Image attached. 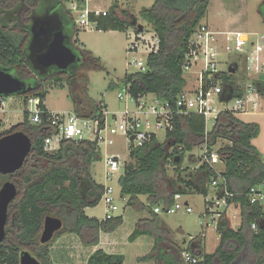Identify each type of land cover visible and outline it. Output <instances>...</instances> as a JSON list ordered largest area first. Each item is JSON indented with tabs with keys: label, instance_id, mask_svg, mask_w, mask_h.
<instances>
[{
	"label": "trees",
	"instance_id": "obj_1",
	"mask_svg": "<svg viewBox=\"0 0 264 264\" xmlns=\"http://www.w3.org/2000/svg\"><path fill=\"white\" fill-rule=\"evenodd\" d=\"M65 1L60 0V4L55 1L53 5L64 17L69 35L68 46L80 60L64 72L53 70L56 76L52 80L59 84L67 81V84L72 85L73 113L80 118L98 120L101 128L105 106L85 99L80 94L76 95L75 90L83 77L79 73L81 68L102 67L99 58L79 42V30L70 10L65 7ZM210 1L155 0L149 9L141 12L142 19L150 25L158 40V50L147 55L146 71L124 75L122 85L128 88L133 99L154 94L158 99L174 104L186 84L182 67L190 49V38L206 17ZM117 10L118 4H114L105 15L88 13V18L96 22L99 31H125L135 18L121 20ZM134 26V35L140 34L142 31L137 22ZM29 37V26L24 27L22 32H13L4 29L0 23V69L7 70L32 87L18 97L26 101L29 97L39 99V106L44 111L41 116L44 125L49 116L44 105L48 91L40 83L41 78L30 77L33 72L26 58ZM230 67L235 70L233 64ZM220 75L225 87L222 99L225 100L231 90V98L243 95L244 90L236 85L233 74L223 71ZM255 85L257 93L264 95V83L255 82ZM28 118L26 111L20 124L0 134L21 131L32 140L31 152L23 166L13 174L0 175V185L10 181L17 188V196L8 208V216L11 214L12 217L7 219L5 237L0 242V264H19V254L25 249L41 264H52L49 243H39L46 216L57 217L63 222L56 236L74 233L87 247L98 245L100 232H113L122 223L119 216L98 220L84 213V208L95 207L100 202L104 190V186L96 183L89 172L90 164L101 159L96 142L62 140L56 151H47L43 145L44 130L31 126ZM259 134L258 124L243 122L229 112L220 113L209 132L205 131L202 116L193 113L176 116L173 129L166 133L164 142L151 135L141 146H129V162L124 164L123 173L118 178L120 197H127L128 204L136 208L146 207L153 213L154 206L173 204L175 194L197 192L205 197L213 181L217 182L214 192L220 196V181L223 179L227 189L237 194L229 204L240 208L241 223L234 229L225 218L219 219L215 227L219 244L212 253H204L198 238L190 241L188 250L192 248L190 253L197 259L196 264H264V209L250 204L245 197L251 187L264 188V163L259 150L252 144ZM219 140L230 143L217 150L220 170L200 163L201 157L194 161L190 158V163L198 164L197 169L189 178H183L178 171H181L185 153L201 144H206L212 150ZM176 158L178 162H175ZM43 163L47 165L46 168ZM167 163L176 169V178L167 177L163 167ZM140 195L147 197L148 206L141 203L138 198ZM252 225H255V229H252ZM145 233L137 226L129 240ZM175 252L180 255V259L172 258L166 264H186L181 250ZM149 258L150 255L144 259ZM123 262L122 255L109 254L102 249H96L86 260V264Z\"/></svg>",
	"mask_w": 264,
	"mask_h": 264
},
{
	"label": "rangeland",
	"instance_id": "obj_2",
	"mask_svg": "<svg viewBox=\"0 0 264 264\" xmlns=\"http://www.w3.org/2000/svg\"><path fill=\"white\" fill-rule=\"evenodd\" d=\"M155 0H66L65 7L70 10L72 3H77L78 8L87 11H109L114 5L118 4V10L116 11L121 20H130L135 18V21L141 26V34L144 36L147 42H154L155 35L152 32L150 25L142 19L141 12L144 9H149ZM264 0H211L208 6L206 17L201 23L208 25L214 30L232 31L239 30L248 33H256L264 37ZM120 7V8H119ZM262 13V14H261ZM76 19L78 13H74ZM79 30L78 39L80 43L94 56L99 58L102 69H93L90 67H83L79 71L82 74V79L79 81L76 95L88 98L95 103L104 105L107 111L106 126L114 127L117 131L115 135H108L107 131L100 132V137L105 139H112L113 143L104 144L102 142L100 150L99 160L93 161L89 166V172L91 178L98 184L103 186H111L114 190L115 204L118 210L114 213V217L117 215L122 216L125 223L119 229L122 232L128 231V236L133 233L137 226L141 225L139 221L141 218L149 216L150 211L146 207L136 208L133 205L128 204V198H118L119 185L118 178L121 175L119 170L114 174L111 180L105 178L106 167L104 159L110 154H117L121 160H127L128 156V139L123 134V127L121 123L122 112L127 109L128 111L134 109V102L129 99L128 95L122 92L124 88L122 80L127 73L136 72L138 69L133 66V60L140 59L143 64L146 62L148 50L143 45H140L137 51L129 50L130 38L134 35L135 26L130 25L125 31H99L95 29H83L79 25H75ZM255 36H250V40H254ZM145 42V41H143ZM80 46V45H78ZM241 53L236 54H221L219 60H227L235 67L233 73L234 81L242 90L246 91V84L253 80V77L249 76L245 71V59ZM229 64L219 65L222 70H225ZM231 66V65H230ZM200 68V63L194 65L191 69L184 72V78L187 80V85L184 90H191L196 83L197 72ZM56 76L55 73L45 76L40 80V83L44 85L48 91L44 104L49 111H66L73 112V97H72V85L67 84V81L59 82L53 81L52 78ZM56 79V78H54ZM62 85V88L61 86ZM123 94V99L117 98L118 93ZM257 106L251 104L246 107V111L238 115V117L246 123H256L260 127L259 136L252 141L255 147H259L260 159L264 163V95L257 94ZM142 100L146 101V104L150 106L155 102V97L152 94L145 95ZM30 110V106L27 105V101L18 96L6 97L4 105L0 106V134L10 130L12 127L20 124L23 120L24 112ZM28 123L30 120L28 118ZM94 128V124H92ZM36 127V126H35ZM210 128V125H209ZM158 139L164 142V133L162 130L157 132ZM85 137L92 139L93 135L87 131ZM230 143L225 140H219L213 150H218L222 147L228 146ZM204 145H198L194 147L190 152H186L184 160L179 170L183 178H189L194 174L197 163H190L189 159L193 158L197 160L201 157ZM258 149V148H257ZM129 161V160H127ZM45 168L46 164L43 163ZM167 177L176 178L177 171L169 163L163 165ZM214 168L220 170L219 163L214 165ZM1 186V185H0ZM143 205L148 206V200L146 196H138ZM188 202L189 207L192 209V213H186L184 210L178 211L176 214L166 215L159 214L158 221H155L154 225L151 224V229L161 228L166 226L169 230V235L172 241L177 243L181 250H188L190 247V241L201 238L202 247L206 253H212L218 245L217 232L215 229V221H212L209 217L203 222H200V215L205 210L206 198L200 193H193L188 195H181L180 202ZM140 204V203H139ZM105 205L100 202L95 206L87 210L91 217L103 219L105 214ZM237 213L233 204L229 205L223 214V218L231 222L233 228L240 225L241 219L237 221L233 218V212ZM10 217L8 218L11 219ZM237 219V218H236ZM10 221V220H9ZM238 222V224H235ZM122 223L118 226L120 227ZM230 225V226H231ZM117 227V228H118ZM117 228L110 233L109 236H117ZM236 229V228H235ZM63 235L54 236L50 245H53ZM129 240V239H128ZM127 242L129 247L130 256L126 257V264H151V258L147 257L152 250L156 249L157 243H152V247L144 252H137L131 242ZM184 243V244H183ZM24 250V249H23ZM232 250V248H230ZM25 251H27L25 249ZM143 255V257L136 261L131 256ZM83 264V260H78ZM154 264V263H153Z\"/></svg>",
	"mask_w": 264,
	"mask_h": 264
},
{
	"label": "built area",
	"instance_id": "obj_3",
	"mask_svg": "<svg viewBox=\"0 0 264 264\" xmlns=\"http://www.w3.org/2000/svg\"><path fill=\"white\" fill-rule=\"evenodd\" d=\"M70 12L74 18V13H78L77 18H74L75 25H79L85 29H95L96 22L90 21L88 13H93L94 16L105 15V11H87L78 8L77 3L70 5ZM255 36L254 40H250V36ZM145 41V42H143ZM140 45H143L149 53L158 50V40L154 38V42H147L142 34L133 35L130 38L129 50L137 51ZM148 53V54H149ZM244 55L245 71L253 77L251 82L246 84V91L241 97L231 98L232 90L229 91L227 98L222 99V94L225 87L220 73L227 71L230 68V63L227 60H219L221 54H236ZM264 38L256 33H248L239 30L223 31L211 29L208 25L201 23L190 38V49L186 55L183 64V72L188 71L197 63H200V68L197 72L196 83L191 90H182L176 97L174 104L158 99L154 94L155 102L148 106L142 98L145 95L138 96L133 99L127 87L122 89L129 99L134 102V109L128 111L125 109L122 112L121 123L123 127V134L128 139L132 146H141L146 142L151 135L157 136V132L162 130L164 139L166 133L171 131L174 126L176 116L193 113L202 116L205 121V131L209 132L215 124L218 115L222 112H229L232 115L238 116L246 111L248 104H256V101L250 96H257L255 82L264 83ZM133 66L138 70L136 72L146 71V62L142 63L140 59L133 60ZM229 66L222 70L219 65ZM119 100L123 99V94H117ZM5 97L0 98V106L4 105ZM27 105L30 110V123L34 126L41 127L45 132L44 149L47 151H56L62 140H87L96 142V145L101 149L102 142L105 144H112V139H105L100 137V132L107 131L108 135H115L117 133L114 127L106 126L107 111L104 109L102 114L103 126L99 128V121L96 119H87L77 117L73 112L58 111L49 112L46 123L42 125L41 116L43 110L39 106V99L29 97ZM94 124V128L92 126ZM211 126L210 130L208 126ZM86 131L93 135L92 139L85 137ZM132 138V139H131ZM219 157L216 150H209L204 144L203 152L200 158V163H205L209 166L218 164ZM104 164L106 167L105 178L111 180L115 173L119 170L121 174L124 170L125 162L120 159L117 154H110L105 157ZM197 169V166L195 167ZM217 182L213 181L209 193L205 196V210L200 215V222H203L207 217L215 221V227L219 219L223 218L225 210L228 208L229 202L237 196L236 193L230 192L227 189L225 181H220L221 195L218 196L214 192V186ZM121 198L120 195L117 196ZM246 199L252 205H259L264 209V188L262 186H255L249 188L245 194ZM124 199V198H123ZM181 195L175 194L173 196V204L170 206L157 205L152 208L154 214H176L180 210L186 213H192V209L188 203L180 202ZM101 200L106 209L103 220H108L114 217V213L118 210L115 204L114 190L111 186H104ZM255 229V225H252ZM182 259L186 264H196L197 259L190 253L184 252Z\"/></svg>",
	"mask_w": 264,
	"mask_h": 264
},
{
	"label": "water",
	"instance_id": "obj_4",
	"mask_svg": "<svg viewBox=\"0 0 264 264\" xmlns=\"http://www.w3.org/2000/svg\"><path fill=\"white\" fill-rule=\"evenodd\" d=\"M264 17V14H263ZM136 21L132 23L134 26ZM30 37L27 42V61L31 70L39 77L47 76L51 70L66 71L79 62V58L68 46L69 35L59 14L45 11L34 15L29 26ZM230 74L234 73L229 68ZM32 89L25 81L0 69V97H12L25 94ZM132 139V138H131ZM32 149V140L25 133L16 131L0 136V175H9L18 171ZM175 162H178L176 158ZM17 196V188L10 181L0 186V242L5 237L9 205ZM63 227V222L54 216L43 220L39 243L48 244ZM19 264H41L28 251H21Z\"/></svg>",
	"mask_w": 264,
	"mask_h": 264
},
{
	"label": "crops",
	"instance_id": "obj_5",
	"mask_svg": "<svg viewBox=\"0 0 264 264\" xmlns=\"http://www.w3.org/2000/svg\"><path fill=\"white\" fill-rule=\"evenodd\" d=\"M138 26H140V25L138 24ZM263 58H264V53H263ZM234 72H235V70H234ZM185 82H186V84H185V86H186L187 85L186 79H185ZM250 98L256 101L255 105L251 104L252 106L256 107L258 104L257 99L252 95L250 96ZM248 105H250V103ZM46 110L48 112H51V113L59 111V110L49 111L47 108H46ZM210 128H211V126H210ZM210 128L208 126L207 130H210ZM160 142H162V141H160ZM129 146H130V143L128 145V153H129ZM257 148H258V150H260V152H262L261 149H259V147H257ZM127 160H129L128 156H127ZM127 160L125 159L124 162L125 163L129 162ZM118 195H120V190H119ZM185 202L188 203L187 201H185ZM233 207L237 211V213H235V211L233 212V214H234L233 218L235 219V221H237L238 218L240 219V208L238 207V205H235V204H233ZM90 208L91 207L84 208V213L88 217H91L87 212V210ZM118 216L122 218L121 215H117V217ZM94 218H96V217H94ZM103 218H104V216H103ZM158 218H159V214H153L151 212H150L149 216L141 218L139 220L141 222L140 230H145L146 233L139 235L135 239L130 240V241L128 240L129 239L128 231L122 232L119 230L123 226V224L125 223V221L123 219L122 225L117 228V236L110 237L109 235L113 234V233L107 234V233L100 232L99 233V239H98V245L93 246V247H87V246L83 245V243L81 242V240L79 239V237L76 234L65 233V234H63V236H61V238L58 240V242H55L53 245L49 246V257H50L51 263L52 264H79L81 261L79 262L78 260H83L82 261L83 264H86V260L91 253H93L96 249H102L104 252L109 253V254L122 255L124 258L123 264H126V261H127L126 257L130 256L129 247H128L127 242H126L127 240L132 243V245L134 246V249H136L137 252H144L145 250L152 247V243L156 242L157 243L156 249L154 251L152 250V252L149 254L150 258L152 259L151 262H149L151 264H153V263L154 264H166L167 261H171L172 258H179L180 259V255L178 256L175 251L177 249L178 250H181V249H180L179 245L177 243H175L174 241H172V239L170 238L169 230L167 229V227L162 226L161 228L151 229V224L154 225L155 221H158ZM225 219L228 221L229 225H231V222L227 219V217H225ZM98 220H103V219H98ZM235 224H238V222H236ZM238 226H239V224H238ZM238 226L235 228H238ZM231 227H232V225H231ZM217 239L219 242V236L218 235H217ZM198 242L202 246V239L201 238H198ZM202 249H203V247H202ZM187 251L188 252L192 251V248H191V250H187V249L181 250L182 253L187 252ZM203 251H204V249H203ZM204 253H206V252L204 251ZM206 254H210V253H206ZM142 257H143V255H138L135 257L131 256V258L136 259V261L141 259ZM140 262H142V261H140Z\"/></svg>",
	"mask_w": 264,
	"mask_h": 264
},
{
	"label": "flooded vegetation",
	"instance_id": "obj_6",
	"mask_svg": "<svg viewBox=\"0 0 264 264\" xmlns=\"http://www.w3.org/2000/svg\"><path fill=\"white\" fill-rule=\"evenodd\" d=\"M10 1L11 0H0V17H1L0 23L4 29L13 32L14 31L22 32L24 27L30 26L31 18L34 15L42 14L45 11L59 14V17L64 23L63 15L60 14L57 10H55L53 5V2L55 1L58 4H60V0H12L11 3ZM66 29L67 28L65 26V32L67 33ZM26 56H27V52H26ZM52 72L53 70H51L48 73V75L52 74ZM30 77L36 79L39 76L33 72V74L30 75ZM39 78L42 79L43 77H39Z\"/></svg>",
	"mask_w": 264,
	"mask_h": 264
}]
</instances>
